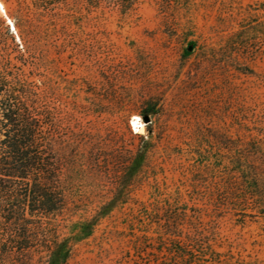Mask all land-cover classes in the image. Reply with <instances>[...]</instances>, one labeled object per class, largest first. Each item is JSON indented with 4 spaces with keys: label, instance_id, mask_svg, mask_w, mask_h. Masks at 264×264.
<instances>
[{
    "label": "trees",
    "instance_id": "1",
    "mask_svg": "<svg viewBox=\"0 0 264 264\" xmlns=\"http://www.w3.org/2000/svg\"><path fill=\"white\" fill-rule=\"evenodd\" d=\"M9 1L1 0L14 32L0 18V264H61L66 246L51 223L69 205L76 208L68 195L78 182L76 175L104 174L110 192H118L119 204L127 205L133 190L149 179L145 173L161 142V133L154 138L152 117L161 118L164 106L159 97L134 101L128 96V88L119 83L127 77L125 69L116 70L107 53L108 66L102 72L96 49L101 39L93 35L87 42L82 37L85 29L100 27L91 24L92 13L115 9L130 18L141 0H15L13 9L7 7ZM198 1L156 0L164 28L174 36L181 32L182 58L200 65L197 69L255 76L250 65L257 49L264 53V1ZM191 12H203L206 23L215 16L208 30L219 38L216 48L197 35V26L176 23L180 13ZM125 103L130 108L123 117L148 119L146 136L137 146L124 144L109 126L99 130L95 123H85L87 118L116 115ZM260 136L223 148L229 157V197L218 195L214 204L218 209L235 207L243 216L249 212L264 232V133ZM127 174L132 175L123 181ZM185 215L159 221L157 254L143 252L146 239L134 246L140 263L244 264L215 249L199 211L196 239L187 243L186 251L179 242ZM162 251L165 256L160 257Z\"/></svg>",
    "mask_w": 264,
    "mask_h": 264
},
{
    "label": "rangeland",
    "instance_id": "2",
    "mask_svg": "<svg viewBox=\"0 0 264 264\" xmlns=\"http://www.w3.org/2000/svg\"><path fill=\"white\" fill-rule=\"evenodd\" d=\"M240 1L253 4L264 0ZM14 2L10 0L7 7L13 9ZM157 10L156 0H141L130 18L115 9H104L90 16L91 24L98 22L100 27L83 32L87 42L93 35L101 39L96 46L100 70H106V54L111 53L110 63L127 72L119 83L128 88V96L134 101L139 96L159 97L164 113L161 118L152 117L154 138L161 133V142L155 162L145 173L149 179L133 190L127 205L119 204L118 192H110L104 174H74L78 182L68 189V195L76 208L69 205L70 209L51 223L59 242L66 246L61 264H142L134 246L146 239L147 251L143 252L157 254L159 221L181 213L186 215L180 223L179 242L189 252L187 243L194 242L199 228L198 211L205 216L203 225L218 252H230L244 264H264L261 221L249 212L244 217L232 210L235 207L218 209L214 204L218 195L229 197V157L223 148L236 141L260 140L264 133V53L257 49L259 55L250 65L255 76L251 77L208 67L197 69L200 65L194 67L192 61L182 58L181 32L174 36L164 28V18ZM177 17L179 25L197 26V35L216 48L219 38L208 30L215 25L214 15L207 23L203 12ZM129 108L125 103L116 115L87 118L85 123H95L99 130L109 126L124 144L137 146L139 138L146 136L148 124L134 114L123 117ZM132 117L140 119L142 133L130 127ZM131 175L121 176L124 181Z\"/></svg>",
    "mask_w": 264,
    "mask_h": 264
},
{
    "label": "bare ground",
    "instance_id": "3",
    "mask_svg": "<svg viewBox=\"0 0 264 264\" xmlns=\"http://www.w3.org/2000/svg\"><path fill=\"white\" fill-rule=\"evenodd\" d=\"M0 16H2V18L4 17L8 21V23L12 26L11 30L14 32L13 25L10 22V20L6 17L5 10H4L1 3H0ZM130 127L132 128V130L135 133H142L143 132V125L140 122V119L138 117H132V119L130 120Z\"/></svg>",
    "mask_w": 264,
    "mask_h": 264
},
{
    "label": "water",
    "instance_id": "4",
    "mask_svg": "<svg viewBox=\"0 0 264 264\" xmlns=\"http://www.w3.org/2000/svg\"><path fill=\"white\" fill-rule=\"evenodd\" d=\"M5 19V18H4ZM6 20V19H5ZM6 23H7V25H9V27H10V29H12V26L8 23V21L6 20ZM143 122L145 123V124H148V119L147 118H144L143 119Z\"/></svg>",
    "mask_w": 264,
    "mask_h": 264
}]
</instances>
